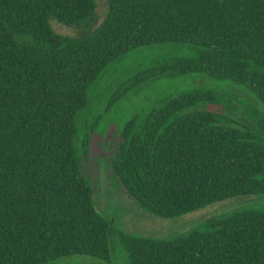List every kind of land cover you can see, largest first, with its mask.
<instances>
[{
  "label": "trees",
  "instance_id": "trees-1",
  "mask_svg": "<svg viewBox=\"0 0 264 264\" xmlns=\"http://www.w3.org/2000/svg\"><path fill=\"white\" fill-rule=\"evenodd\" d=\"M108 4L100 26L65 36L51 21L90 28L96 0H0V264L111 260L113 225L82 175L91 135L77 119L116 60L143 46L187 43L195 58L159 64L137 81L205 74L247 88L264 106V0ZM206 102L218 103L203 91L184 94L120 132L112 180L144 211L171 219L264 194V121L255 133L218 113L191 112ZM121 244L131 264H264V207L170 239L123 234Z\"/></svg>",
  "mask_w": 264,
  "mask_h": 264
},
{
  "label": "rangeland",
  "instance_id": "rangeland-1",
  "mask_svg": "<svg viewBox=\"0 0 264 264\" xmlns=\"http://www.w3.org/2000/svg\"><path fill=\"white\" fill-rule=\"evenodd\" d=\"M96 18L90 28L68 27L51 21L54 30L65 36H79L100 26L109 12L108 0H96ZM197 51L187 43L143 46L116 60L103 72L88 92V104L77 119L80 132L91 135L89 155L82 160V175L95 188L99 212L113 225L112 258L102 261L92 256L73 255L51 264H131L121 235L170 239L201 228L206 221L244 208L264 207V194L239 196L171 219L162 218L137 206L129 192L113 179V160L122 141L120 132L133 119H145L169 101L193 91L214 96L215 102L199 103L191 112L210 111L233 120L236 125L260 132L264 106L247 88L231 81H218L205 74L155 76L137 81L140 75L177 59L195 58ZM248 111V112H247ZM251 112V113H250ZM250 113V114H249ZM79 139H82L80 134Z\"/></svg>",
  "mask_w": 264,
  "mask_h": 264
}]
</instances>
